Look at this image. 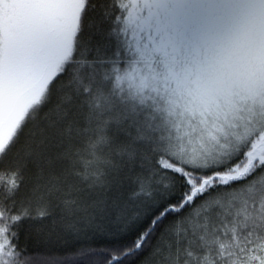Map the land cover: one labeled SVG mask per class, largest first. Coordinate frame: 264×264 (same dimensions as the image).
I'll return each instance as SVG.
<instances>
[{"label": "snow or ice", "instance_id": "obj_1", "mask_svg": "<svg viewBox=\"0 0 264 264\" xmlns=\"http://www.w3.org/2000/svg\"><path fill=\"white\" fill-rule=\"evenodd\" d=\"M0 264H264V0H0Z\"/></svg>", "mask_w": 264, "mask_h": 264}, {"label": "trees", "instance_id": "obj_2", "mask_svg": "<svg viewBox=\"0 0 264 264\" xmlns=\"http://www.w3.org/2000/svg\"><path fill=\"white\" fill-rule=\"evenodd\" d=\"M104 242H105V239L99 236L90 237L86 241H81V243H90V244H93L94 246H102ZM70 246H71L70 244L66 245L63 241H61L55 245V250L58 252H62L65 250V248H68Z\"/></svg>", "mask_w": 264, "mask_h": 264}]
</instances>
